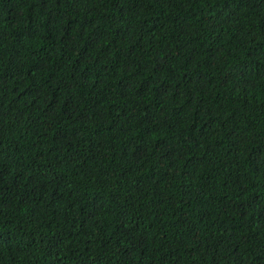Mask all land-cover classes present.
Listing matches in <instances>:
<instances>
[{
  "label": "trees",
  "instance_id": "trees-1",
  "mask_svg": "<svg viewBox=\"0 0 264 264\" xmlns=\"http://www.w3.org/2000/svg\"><path fill=\"white\" fill-rule=\"evenodd\" d=\"M263 138L264 0H0V264H264Z\"/></svg>",
  "mask_w": 264,
  "mask_h": 264
},
{
  "label": "clouds",
  "instance_id": "clouds-1",
  "mask_svg": "<svg viewBox=\"0 0 264 264\" xmlns=\"http://www.w3.org/2000/svg\"><path fill=\"white\" fill-rule=\"evenodd\" d=\"M176 10L171 11L170 8L167 11L168 15H174ZM236 147L227 148L226 152L222 155L225 156L236 151ZM212 148V147H211ZM221 156V157H222ZM244 163V167L248 175L253 181L264 183V138L262 141L253 148H243L239 155ZM206 168L216 172L214 163H208ZM202 197L217 207L227 206L232 198L229 197L224 191L208 188L201 192ZM201 218L204 225L211 234H219L221 230L230 228V225L220 226L214 221V218L206 211L199 209ZM241 210L237 208H231L227 213V219L229 222L237 221L241 217Z\"/></svg>",
  "mask_w": 264,
  "mask_h": 264
}]
</instances>
